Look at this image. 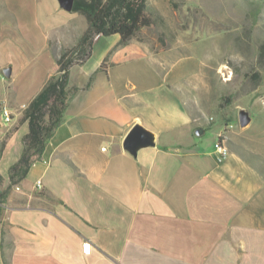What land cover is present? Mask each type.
I'll use <instances>...</instances> for the list:
<instances>
[{
  "label": "crops",
  "instance_id": "crops-1",
  "mask_svg": "<svg viewBox=\"0 0 264 264\" xmlns=\"http://www.w3.org/2000/svg\"><path fill=\"white\" fill-rule=\"evenodd\" d=\"M76 15L59 0H0V264H264V173L214 154L222 132L245 135L206 136L180 93L200 64L176 73L187 57L148 42L95 37L40 159L11 181L51 38ZM136 127L142 140L126 147Z\"/></svg>",
  "mask_w": 264,
  "mask_h": 264
},
{
  "label": "rangeland",
  "instance_id": "rangeland-1",
  "mask_svg": "<svg viewBox=\"0 0 264 264\" xmlns=\"http://www.w3.org/2000/svg\"><path fill=\"white\" fill-rule=\"evenodd\" d=\"M248 1L148 0L163 22L134 39L173 59L187 57L176 66V73L193 71L200 64L195 79L180 91L186 107L203 112L198 119L209 125L206 136L224 126L245 135L230 139L226 135V145L264 173V144L258 142H264V58L259 56L264 4L259 8ZM85 27L77 14L69 24L71 30L63 31L58 40L51 38L52 52L57 55L72 46ZM240 112L249 118L243 127L237 121Z\"/></svg>",
  "mask_w": 264,
  "mask_h": 264
},
{
  "label": "trees",
  "instance_id": "trees-1",
  "mask_svg": "<svg viewBox=\"0 0 264 264\" xmlns=\"http://www.w3.org/2000/svg\"><path fill=\"white\" fill-rule=\"evenodd\" d=\"M248 2L259 8L264 4V0ZM70 12L83 17L86 27L72 46L54 54L55 64L49 78L22 113L21 122H27L28 132L23 138L20 159L10 168L13 183L25 178L60 124L67 99L76 91L69 85L70 71L90 57L95 37L117 36L120 44L125 45L138 34L151 31L163 22L148 0H73ZM259 56L264 58V43L260 46Z\"/></svg>",
  "mask_w": 264,
  "mask_h": 264
},
{
  "label": "water",
  "instance_id": "water-1",
  "mask_svg": "<svg viewBox=\"0 0 264 264\" xmlns=\"http://www.w3.org/2000/svg\"><path fill=\"white\" fill-rule=\"evenodd\" d=\"M72 1L73 0H59L61 6L67 10L71 9ZM3 74L5 77H9L11 75V68L10 67L4 68ZM237 121H238V124L243 127L249 122V118L247 117L246 113L240 112L238 114ZM141 134L142 133H141V130L139 128H137V127L134 128L130 132L129 136L127 137L124 145L126 147H129L133 143L140 142L142 140ZM196 134H200V132L196 131Z\"/></svg>",
  "mask_w": 264,
  "mask_h": 264
},
{
  "label": "built area",
  "instance_id": "built-area-1",
  "mask_svg": "<svg viewBox=\"0 0 264 264\" xmlns=\"http://www.w3.org/2000/svg\"><path fill=\"white\" fill-rule=\"evenodd\" d=\"M3 115L6 121H10V114L7 110H3ZM232 127H233L232 125L228 126V128L230 129ZM225 138H226L225 132H222L215 143L214 154L217 162H221L229 154V149L225 143ZM35 188L41 189V181L36 182Z\"/></svg>",
  "mask_w": 264,
  "mask_h": 264
}]
</instances>
